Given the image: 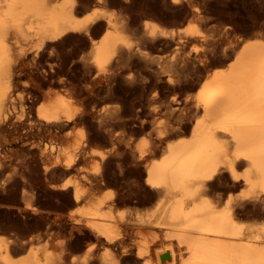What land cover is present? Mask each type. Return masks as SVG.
I'll use <instances>...</instances> for the list:
<instances>
[{"label": "bare ground", "instance_id": "1", "mask_svg": "<svg viewBox=\"0 0 264 264\" xmlns=\"http://www.w3.org/2000/svg\"><path fill=\"white\" fill-rule=\"evenodd\" d=\"M110 1L112 0H0L1 198L8 202L6 205H11L10 208L15 205L21 212L30 210L39 213L30 198L36 197V189L41 184L46 192L48 188L52 191V187L67 191L66 195L70 197L68 204L74 206V210L69 211L66 216L70 226L67 243H63L66 256L62 257V264H114L116 259L129 262L132 258V250L127 246L129 237L135 231L142 232L147 228H157L161 232L154 235L153 242L138 244L136 255L143 258V264H264V226H260V232L252 234L251 232L255 231L254 224L258 222L245 224L240 219L248 213L256 214L257 217L264 212V35L256 34L247 38L228 66L219 68L204 79L195 95L187 96L183 101L171 97L166 102L167 111L174 117L169 132L179 134L190 130V136L179 135L176 140L168 141L164 147L161 146L163 155L159 158L154 159L158 152H153L157 143L151 146L152 148L146 146L147 142H140L132 147L128 140H124L112 132L113 129L111 131L104 125L101 129H104L113 145V155L102 153L104 163L102 162L101 170L57 185L52 184V172L60 167L69 174L76 170V157L73 153L63 148L66 158L63 156L64 160H61L60 155L58 158L53 157L55 160L52 162V145H45L40 150L38 148V152L34 150L35 152L25 153H15L10 147L11 136L22 139L33 133L52 136L53 132H59L81 118L77 114L80 113L79 109V112L76 111L77 108L74 109L76 105L73 106L75 103L72 101L81 91L78 92V84H74L75 81H70L71 78L68 77L59 79L64 87L62 86L63 90L58 88L57 97L53 102L52 91L46 92L50 98L47 103L38 105V109L35 108V116L31 115V109H26V117L22 116L23 114L20 116L19 111V115L15 114L18 109V98L15 100L17 90L21 88V83H24V86L29 85L28 81L20 83L23 75L29 73L34 79V83L30 81L33 83L30 90L32 94L39 93L43 86L38 67L28 68L29 65L26 64L28 59L25 49L28 48L27 45L24 48V45L20 44L23 39H33L49 49L66 45L71 32L90 35L98 32L99 28H104L100 37L90 36L92 48L90 47L91 55L87 53L89 59L84 55L80 59L86 75H90V82L95 84L105 81V85L101 86V83L100 86L104 87L106 95L115 93L111 76L104 75L105 80H101L102 71L99 74L94 72L91 64L103 70L113 56H117L116 70L120 74L124 65L135 62L134 57L140 59L148 69L150 68V74L155 76V86H158L157 83L164 74L167 75L168 82L175 86L174 83L178 81L174 82V73L181 70L194 71L208 62L202 59L203 57L185 50L186 37L196 36V31L191 27L185 31L176 30L152 19H144L142 25H139L137 19L130 18L131 13L129 17L122 10L105 9ZM125 1L128 6L132 4L131 0ZM178 1L171 0L175 3ZM192 14L196 12L193 11ZM140 15L143 16L144 13ZM190 38L188 37V40ZM168 46H174L173 55L169 51L173 58L165 60L164 57L163 60L162 57H157L158 53L157 56L154 55L157 49ZM151 51H154V56ZM170 54L167 55L171 56ZM49 66H52L51 63ZM50 69L55 68L53 66ZM131 78L134 79L132 76ZM114 79L117 80L115 77ZM151 82L146 77L143 85L150 87ZM29 96L31 97L30 94ZM18 97L22 99V96ZM182 128L185 130L181 131ZM167 134L164 132V135ZM121 138L125 141L123 148L119 147V144L123 143H120ZM161 138H164L163 135ZM90 141L86 135L83 139L84 147L88 146ZM160 141L162 142L161 139ZM160 141L158 143L161 144ZM61 154L63 155V152ZM111 156L113 160L109 159ZM120 180L124 184L121 191L100 192L111 181ZM226 187H245L249 196H243L246 192L244 191L241 197H231L229 194L230 197L226 196L227 199H224L220 189ZM142 190L145 195L140 193ZM153 197L158 198L153 207L137 209L138 205L151 203ZM246 198L252 199V203L249 204ZM19 200L24 202V206L21 205L23 207L16 204ZM132 200L138 204L136 209L126 213L123 209H117L119 203L126 205L125 203ZM77 205L81 208L75 209ZM15 218L17 217H14V220ZM13 222L14 225L17 224L16 221ZM82 238H87L92 243L78 256L75 253L76 250L82 249V243H78ZM32 240L7 239L0 236V264H52V253L47 249L34 248L26 256L15 255L19 250H27ZM102 246L107 250L102 251Z\"/></svg>", "mask_w": 264, "mask_h": 264}, {"label": "rangeland", "instance_id": "2", "mask_svg": "<svg viewBox=\"0 0 264 264\" xmlns=\"http://www.w3.org/2000/svg\"><path fill=\"white\" fill-rule=\"evenodd\" d=\"M125 2H126L125 0H120V1L119 0H112L109 2V5L107 7H104V8L109 9V10L115 9L116 11L122 10L126 15H129V17H130V13H131L130 18L132 20L137 19L138 20L137 24H139V25H142L144 19L145 20L146 19H150V20L152 19V20H156V22L160 23L163 26H166L167 28H174L176 30L182 29L185 31L191 27L192 29H194L196 31V33H195L196 36L195 35H192V37H191V35L188 36L189 38L191 37L189 40H188V37H186V39L188 41L186 40L185 50L190 51L192 54L195 53V54L199 55L200 58L203 57L202 59H206V60H208V62L206 61V63H205L206 65L205 64L200 65L199 68H197L194 71L188 72L187 70H181L178 73H174V76H175L174 82L178 81V82L174 83L175 86H173L172 84H170L168 82L166 74H164V76H162L161 80H159L160 82L158 81V83H157L158 86H155L154 85V83L156 82L155 76L150 74V71H149L150 68L148 69V67L145 65V63L142 62L140 59H138L137 57H134L135 62L132 64H129V65H126V66L124 65L122 68L123 71L120 74L116 70L117 69V61H116L117 56L115 58L113 56V59H111L107 63L108 64L107 66H104L103 70L99 69L96 66H94L93 64H91L92 70L94 72H98V74H99L100 71H102L100 73L101 80H105L104 75L111 76L110 79L112 81V84L115 86V93L111 94V95H106L105 89L103 90L104 87L101 88V86L103 84L105 85V81L104 82L100 81V82H97L95 84L90 82L91 81L90 75L88 73L86 75L85 69L83 67V62L80 59L81 56L84 55L87 57V53L90 54V51H91L90 49L92 48L91 44H90L91 43L90 42L91 37L92 38L100 37V35H102V33L104 32V28H102V29L99 28L98 32L90 34V35L86 34V33H80V32H76L77 34L74 32H71L70 33L71 35H69V38L67 39L68 41L66 42V45L64 44V46L60 45V46H57L54 48L51 47L49 49L46 48L44 45H40L39 43H37V41L35 42V40H33V39H27V41L29 40L28 42L26 41V39H23L25 42H27V44L23 40H22V43H20V44L22 46L24 45V48L27 47L29 49V50L25 49L27 52V59H28V60H26V64L29 65V67H28V65H27V67L28 68H31V67L37 68L38 67L37 69L41 74L40 79H41L43 86L41 87V90L39 92L40 96H39V93H37L36 95L32 94V92L30 90H32L31 86L34 83V79L32 78V76L29 73L23 75V77L21 78L22 81H20V83L28 81L29 85L25 84V86H26L25 87L24 83H21L22 84V85L20 84L21 88L19 87L17 90L18 93H16L15 100H17V98L19 100L20 97H18V96H22V99L20 98L21 100H19V101H22V100H24V101H22V102H19L18 100H17L18 102L16 101V105H17L16 108H18L17 110H15L16 112L14 111L16 115L20 114V116H21V114H23L22 116L26 117V115H28L27 110L30 111V109H31V115L35 116L37 113V110H35V108L37 107L36 109H38L39 108L38 105H41L42 103L48 102L50 97L46 94V92L49 90L52 91V102H53L57 97L56 93H58V91H59L58 88L61 89L63 86V85H61V82H60L61 77L62 78L68 77L69 79L71 78L72 80L70 79V81L74 80L75 82H73V83L74 84L76 83V85L78 84L77 85L78 92H79V90L81 91V92H79V95L73 97L74 100L72 99V101H74L73 103H75V104H73V106L76 105V107H74V109L77 108L76 111L79 109V111L81 113V115H80V113H77V114H79V117L81 116V118L80 119L78 118L77 121H75V123L68 125L67 127L61 129L59 132H53L52 136L46 135V134L33 133L25 139L16 138L15 136L9 137V139H10L9 143L11 145L10 147L13 150H15V153L17 151H20V153H25V151L28 152V151H34V150H36V152H38L40 150V148H42L43 146L46 145L47 147H49L52 145V162L55 160V158L57 156L59 157L60 155L61 156L59 158L61 160H64L63 156L66 158V155L63 151L64 149L66 151H69L70 153H73V156L76 157V161H75L76 162V170L73 171L74 173L72 172L69 174V173L65 172L63 167H60V169H62V170H60L58 168L56 171L52 172V184L61 185L62 183L66 182V181H75L77 179L82 178L83 176H85L87 174L94 173V172H97V171L102 169V167H103L102 165L104 163V160L101 157L102 153L107 154V156H110V154L113 155V153H114V148H113L112 143L109 141L107 134L104 133V131H103L104 129H101L104 127V125H107V128L108 129L110 128L109 130H111V131L113 129L112 132H115L116 134L120 135L124 140H128L131 143L132 147H135V145H138L140 142L141 143L147 142L146 146L152 148L151 146H153L155 143H157L156 144L157 147L155 149H153V152H158L154 156V159L162 156L163 155L162 149H163L164 145H166L168 143V141L171 142L173 140H176L180 136H184V137L190 136V130L185 132V131H183V130H185L184 128H182V130H181L183 132H181L179 134H171V132H169L170 131V125L174 122V117L172 115H170V113L167 111V109H166L167 103L166 102H168V100L171 97H175L176 99L183 101L187 96L195 95V93L200 88L204 79H206L209 75H211L213 72H215L219 68L228 66V63L233 60V57H234V54L236 53V51L240 48V46L244 43V41L247 38L255 36L256 34L257 35L259 34L258 36L264 35V0H179L176 3L171 2V0H135V1L131 0L132 4H130V5H132V6H130V5L128 6V3H125ZM139 3H141V4H139ZM172 5H174V6H172ZM146 6H147V8H146ZM128 7H130V8H128ZM193 11H195L197 15L192 14ZM143 13H144L143 16L140 15ZM103 23H104V21H103ZM82 36H84V37H82ZM71 38H73V39H71ZM32 45H34V46H32ZM35 46H37V47H35ZM34 47H35V50L33 49ZM173 47L174 46H168V48L166 47V48L157 49V50L155 49L156 52L154 53L155 50L151 51L152 52L151 54L153 55V53H154V55L157 56V53H158V56H157L158 58L162 57L161 59L164 60V57H165V60H168L170 58H173L172 57ZM37 48H38V51H37ZM66 48H67V50H66ZM39 49H40V51H39ZM163 49L165 50V52ZM30 50H32V51L30 52ZM48 50H50L52 52H50ZM169 51L171 52L172 55L170 54ZM197 51L199 52V54ZM36 52H38L40 54H38ZM204 53H206V55ZM167 54H170L171 56H169ZM202 54H203V56H201ZM38 55L39 56L41 55V56L39 57ZM166 55H167V57H166ZM88 57H90V56L88 55ZM34 58L36 60H34ZM67 60L69 62H67ZM50 63L52 65L51 66L52 68L54 66V68H55L54 70L50 69L51 68L49 66ZM30 64H32V65H30ZM54 64H56V65H54ZM129 66H130V68H129ZM105 67H106V69H105ZM43 69L45 70V72ZM46 70L49 71L48 74H46L47 73ZM103 71H105V73H106V71H108L110 74L108 72L105 74V73H103ZM63 72H65V73H63ZM111 72L113 75L111 74ZM52 73H54V74H52ZM27 75H29V76L27 77ZM115 75H117L119 78ZM131 76L134 79H132ZM114 77L117 78V80L114 79ZM146 77L150 82L152 81L151 82L152 84L150 85L151 88L149 86L145 87L143 85V82L146 80ZM23 79H24V81H23ZM53 79H54V81H53ZM128 79H130V81H128ZM87 80L91 83L92 86H90V83ZM30 81L33 83H31ZM117 82H118V84H117ZM86 83H88L89 86H86V85H88ZM47 84L50 88L48 86H46ZM100 84H101V86H100ZM84 85L86 87H84ZM152 87H153V89H152ZM85 88H87L86 91L84 90ZM116 88H117V91H116ZM23 89H25V90H23ZM61 90H63V88ZM61 90H60V92H62ZM92 91L94 93L96 92V94H94ZM85 92H86L87 96H86ZM151 92H153V93H151ZM28 93L31 95V97L29 96ZM90 94H92V95H90ZM37 95L39 96L40 99L38 98ZM93 95H95V96L93 97ZM42 96H43V98H42ZM25 102H26V105H25ZM19 106H22V107H19ZM31 106H33V107H31ZM20 108H25V110L22 109L24 111V113L22 112V110ZM33 110H35V111H33ZM81 110H82V112H81ZM18 111H19V114H18ZM20 111H21V113H20ZM79 111H77V112H79ZM83 111H85V113ZM105 113H106V115H105ZM33 114H35V115H33ZM101 115L103 118L101 117ZM83 116H84V118H83ZM99 119L100 120L103 119V120L100 121ZM106 119H107V121H106ZM82 120H84V121H82ZM123 120H125V122ZM78 121H80V122H78ZM99 123H100V126H99ZM159 129L160 130L162 129L165 132V134H167V133L168 134L164 135V132H162V130L159 131ZM166 130H168V132ZM81 131H83V132H81ZM159 133L161 134L160 137H159V135H160ZM86 135L89 136V139L91 140L90 141L91 144L89 143L88 146L85 145V147H84L83 139L86 137ZM162 135L164 138H161ZM166 137H168L169 139ZM174 137H176V138H174ZM165 138H166V140H165ZM123 139L120 141V143L122 141H123V143H121V145L119 144V147H122V148L124 147V144H125V141ZM160 139L162 140V142L160 141ZM158 140L161 142V144L158 143L159 142ZM40 141H41V143H40ZM40 144H42V145H40ZM69 144H71V146ZM32 145H33V147H32ZM64 145L65 146L67 145V146L64 147ZM25 146L27 147L26 150H25V148H26ZM161 146H163V147H161ZM38 148H39V150H38ZM80 148H81V150H80ZM60 149H61V151H60ZM60 152L61 153L63 152V155ZM57 153H59V154H57ZM75 153H77V154L75 155ZM160 153H162V154H160ZM78 155H80V156H78ZM53 157H55V158H53ZM109 159L113 160V156L109 157ZM110 173H112V172H110ZM111 177H112V175H111ZM122 182L123 181H121V180L118 182L111 181L109 184H107V186L102 188V190L100 192L104 193L106 190H107L106 192H108V191L119 192V191H121V188L124 185ZM42 186L43 185L41 184L40 187H42ZM40 187L36 189V193H35V194H37V195H35L36 197L30 198L31 199L30 201H32V204L34 206L36 205V207L39 209V213H33L30 210H29L30 212L29 211L21 212L19 209H17L18 207L15 205H13L12 208H10L11 205L10 204L6 205L5 203H8V202L4 201L1 198V196L3 194L1 195V193H2L1 189L2 188L0 187V192H1L0 193V199H1L0 200V236L2 238H7V239L8 238H11V239L15 238V239H21V240L28 239V238L29 239L31 238V240L33 239L30 242L31 245H29V248L27 250L17 251L15 253L16 256H26L29 253V251L34 249V248L40 249V250L47 249L49 252L52 253V260H53L52 264H58V263L62 264L61 262L64 260L63 258H65V256H66V250L63 247V243H67V240H68L67 238L69 236V233H68L69 232V226H70V223H68L69 220L66 216L69 215V211L74 210V206H71L70 203L68 204V202H70V200H69L70 197H69V195H66L67 191H64L60 188L54 189L52 187V191L50 188H48V192H46L47 190H44L43 187L42 188H40ZM231 188L232 187H230V188L226 187V188L220 189V192H222L224 194L223 195L224 199L229 198L230 195H231V197H233L235 195H238L239 197H241L243 195L242 192H244V191H246V192H244L245 195H243V196H246L247 194H249V191L245 187H243L241 189L240 188L231 189ZM40 189H41V191H40ZM42 191H43V193H42ZM44 192H45V194H44ZM140 193L142 195L143 194L145 195V192L143 190ZM43 194L45 196H43ZM62 194H63V196H62ZM38 196H39V198H38ZM226 196H227V198H226ZM238 196H236V197H238ZM247 196H249V195H247ZM18 197L20 198L21 196L19 195ZM34 199H36V200H34ZM246 200L248 201V203L249 202L252 203V201H251L252 199L250 200L249 198L248 199L246 198ZM22 201L19 200V201H17L16 204H18L20 206L21 205L24 206V202H22ZM157 201H158V198L153 197L152 202L148 203V205H138L135 203V200H132V201H128L127 203H125L126 205H124V203H119L117 206V209L118 208L123 209L126 213L132 209H136L137 208L136 205H138L137 209L143 210V209L153 207ZM12 203H13V201H12ZM251 203H249V204H251ZM121 204H123V205H121ZM7 206H8V208H7ZM23 206H21V207H23ZM42 208H44V209H42ZM80 208H81L80 205H77L75 207V209H80ZM6 209H8V210H6ZM9 209H11L12 211ZM14 209H15V211H14ZM17 210L19 212H17ZM43 211L44 212L46 211L47 213L46 212L43 213ZM248 215H250V216H248ZM14 217H17V218H15V220H14ZM24 219L27 221L25 222ZM240 219H242L245 224L246 223L247 224L248 223L254 224L255 223L254 221L260 223L261 220H262V222L264 221V212L261 213V215L260 214L257 215V217H256V214L253 215L251 213H248V214L241 216ZM19 220L21 221V225H20ZM22 220H24V221H22ZM13 221H16L17 224L14 225ZM18 222H19V225H18ZM258 223L254 224V226L255 225L256 226H255V231L251 232L252 234L260 232V230H261L260 228L262 226H264V222L260 223L261 225ZM11 224H13V225H11ZM157 230H158L157 228H147V229H144L142 232H140L139 230L135 231V233L129 237L128 242H127V246L132 250V252H131L132 258L129 260V262H123L119 259H116L114 264H143L144 263L143 258L138 257L136 255V252H137L136 248L138 247V244L153 242L154 235L161 232V231H159V230L157 231ZM78 243H80V244L82 243L81 246L83 245L82 249H80L81 251L76 250V253H75L78 256H80L81 254H83V251L88 246L91 245L92 242L89 241V239H87V238H82ZM83 247H84V249H83ZM101 249H102V251L107 250V248L105 249V247L103 248V246L101 247ZM113 252H115V250H113ZM118 255L120 256V254H118ZM57 260H59V261H57Z\"/></svg>", "mask_w": 264, "mask_h": 264}, {"label": "water", "instance_id": "3", "mask_svg": "<svg viewBox=\"0 0 264 264\" xmlns=\"http://www.w3.org/2000/svg\"><path fill=\"white\" fill-rule=\"evenodd\" d=\"M164 259H166V258H164Z\"/></svg>", "mask_w": 264, "mask_h": 264}]
</instances>
